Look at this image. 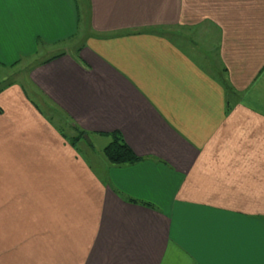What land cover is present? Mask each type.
<instances>
[{
  "label": "crops",
  "instance_id": "1",
  "mask_svg": "<svg viewBox=\"0 0 264 264\" xmlns=\"http://www.w3.org/2000/svg\"><path fill=\"white\" fill-rule=\"evenodd\" d=\"M0 11V47L84 32L0 86V264H264V0ZM185 28L216 57L186 50ZM77 129L119 131L141 160H89Z\"/></svg>",
  "mask_w": 264,
  "mask_h": 264
},
{
  "label": "rangeland",
  "instance_id": "2",
  "mask_svg": "<svg viewBox=\"0 0 264 264\" xmlns=\"http://www.w3.org/2000/svg\"><path fill=\"white\" fill-rule=\"evenodd\" d=\"M78 7H79V13L83 14V17L81 19L80 22V26L81 29L84 27V19H85V10L83 8V3L82 1L78 2ZM30 16V15H29ZM41 17V16H40ZM28 21L30 22V25L34 28L35 32H37L38 27L35 25L33 19H28ZM45 25L39 26V28L44 29ZM27 28L30 30V27L27 26ZM11 30V29H10ZM184 33V37L189 41L188 43L185 42L183 40V43L186 46V50H191L192 48L194 50V54L195 56H202L207 55L208 58H215L216 55H214V52H208L209 49H206V46H203V44H199V43H192L194 42H198V40H200V35L202 33V31H199V33L197 34V32L193 29H184L183 30ZM28 35L30 34V32L27 33ZM74 39H68V40H60V41H56V42H52V41H44V39L42 40L41 38H38V40L34 41V45L35 47H33V49L31 50V48H26L24 47V43L22 40H20L19 38H15L12 37L10 34L7 36V40L4 39V46H1V52L0 54H2V56L4 57V59H6L7 61H14L17 60L18 62L15 63L14 66H3L0 63V77L3 76V79H0V86H3L4 84H12L15 82H24L25 81V72L26 68L28 67V64L30 65L31 62L36 63L38 60H42L48 56H51L52 54L58 53V52H72L74 51L73 48V44H75L74 41H78L80 38V41L84 40V37H82L84 35V32L82 31H78L76 33H74ZM199 38V39H198ZM7 41V42H6ZM2 42L1 44L3 45ZM49 44H47V43ZM214 41H212V39L209 40V43L213 44ZM7 43V44H6ZM205 44H208L207 42H205ZM210 45V44H209ZM208 52V53H206ZM23 54V55H21ZM21 72H23L21 74ZM29 94L31 93V91H27ZM31 97V95H29ZM32 99L35 100L34 97H31ZM36 101V100H35ZM57 117H55V120ZM65 134L67 136L70 135V131L65 129L64 130ZM84 137V136H83ZM88 137L90 139V145L86 144L83 141H79L80 144L83 145L84 148H86V151L84 152V148H80L82 154H84L89 160H92L93 157V153H96L97 155L99 154L100 157H103L102 155V146L103 144H105L106 142V138H97L94 135L88 134ZM85 138V137H84ZM86 139V138H85ZM79 144V146H80Z\"/></svg>",
  "mask_w": 264,
  "mask_h": 264
},
{
  "label": "trees",
  "instance_id": "3",
  "mask_svg": "<svg viewBox=\"0 0 264 264\" xmlns=\"http://www.w3.org/2000/svg\"><path fill=\"white\" fill-rule=\"evenodd\" d=\"M60 54L62 53L58 52L54 55L48 56L46 57V59H43L44 61L42 62H46L52 58L59 56ZM104 134L109 137L108 142L102 147V155L107 163L114 166H122L134 164L141 160V157L137 156L126 144L119 131L114 130L111 132H105ZM84 135L86 136V139L83 137ZM72 137L74 138V142L72 141L73 144H76L78 141H83L88 145H90L91 143L89 141L88 133L81 129H77L75 135H73ZM126 200L129 202L140 203L145 206H151L148 202L137 201L133 198H127Z\"/></svg>",
  "mask_w": 264,
  "mask_h": 264
},
{
  "label": "snow or ice",
  "instance_id": "4",
  "mask_svg": "<svg viewBox=\"0 0 264 264\" xmlns=\"http://www.w3.org/2000/svg\"><path fill=\"white\" fill-rule=\"evenodd\" d=\"M9 2L14 3H32L36 2V0H9ZM0 10H2V0H0ZM3 31V15L2 11H0V36H2ZM232 243H239V241H231Z\"/></svg>",
  "mask_w": 264,
  "mask_h": 264
},
{
  "label": "water",
  "instance_id": "5",
  "mask_svg": "<svg viewBox=\"0 0 264 264\" xmlns=\"http://www.w3.org/2000/svg\"><path fill=\"white\" fill-rule=\"evenodd\" d=\"M84 137H86V136L84 135Z\"/></svg>",
  "mask_w": 264,
  "mask_h": 264
}]
</instances>
